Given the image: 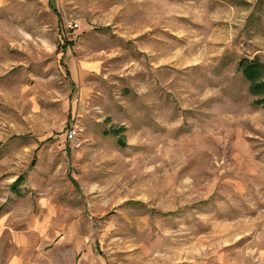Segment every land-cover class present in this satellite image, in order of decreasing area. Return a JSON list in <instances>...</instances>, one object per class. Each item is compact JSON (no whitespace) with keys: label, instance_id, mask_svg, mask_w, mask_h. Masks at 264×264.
<instances>
[{"label":"rangeland","instance_id":"1","mask_svg":"<svg viewBox=\"0 0 264 264\" xmlns=\"http://www.w3.org/2000/svg\"><path fill=\"white\" fill-rule=\"evenodd\" d=\"M242 61L264 0L2 5L0 264H264Z\"/></svg>","mask_w":264,"mask_h":264},{"label":"trees","instance_id":"2","mask_svg":"<svg viewBox=\"0 0 264 264\" xmlns=\"http://www.w3.org/2000/svg\"><path fill=\"white\" fill-rule=\"evenodd\" d=\"M240 70H242L244 77L250 81V93H252L254 96H256L258 99L256 100V105H260L264 107V82L259 81L260 80V74L259 71L260 66L254 63H248L246 61H242L239 66ZM123 131V128H121L118 131L113 132L115 135H118ZM120 145L124 146L125 143L120 140ZM23 178L20 179V181L17 183L20 184Z\"/></svg>","mask_w":264,"mask_h":264},{"label":"crops","instance_id":"3","mask_svg":"<svg viewBox=\"0 0 264 264\" xmlns=\"http://www.w3.org/2000/svg\"><path fill=\"white\" fill-rule=\"evenodd\" d=\"M12 3V0H0V9L2 5H8Z\"/></svg>","mask_w":264,"mask_h":264},{"label":"built area","instance_id":"4","mask_svg":"<svg viewBox=\"0 0 264 264\" xmlns=\"http://www.w3.org/2000/svg\"><path fill=\"white\" fill-rule=\"evenodd\" d=\"M75 135V131L74 130H70V132L68 133V138L72 139Z\"/></svg>","mask_w":264,"mask_h":264}]
</instances>
